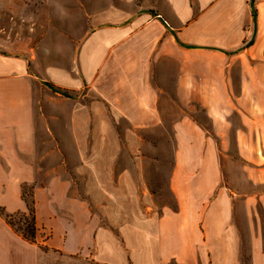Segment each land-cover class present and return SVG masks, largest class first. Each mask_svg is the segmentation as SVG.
Masks as SVG:
<instances>
[{
  "label": "crops",
  "instance_id": "crops-1",
  "mask_svg": "<svg viewBox=\"0 0 264 264\" xmlns=\"http://www.w3.org/2000/svg\"><path fill=\"white\" fill-rule=\"evenodd\" d=\"M19 3L0 0V209L24 212L33 184L36 243L0 214V264H240L224 202L203 228L180 215L216 180L214 148L264 182V0H92L70 66L65 32L37 52L22 35ZM150 166L177 211L146 203ZM247 245L264 264V241Z\"/></svg>",
  "mask_w": 264,
  "mask_h": 264
},
{
  "label": "rangeland",
  "instance_id": "rangeland-1",
  "mask_svg": "<svg viewBox=\"0 0 264 264\" xmlns=\"http://www.w3.org/2000/svg\"><path fill=\"white\" fill-rule=\"evenodd\" d=\"M18 1L20 3L17 13L24 17L29 15L31 20L29 25L31 28L33 27V30H27L22 35L24 37L33 36L35 40L33 46H35L37 52L42 51L41 47H36L37 42L40 41L39 45L49 46L48 48L51 47L53 50L55 47L51 45L57 40V33L61 32L62 34L65 32L68 51L66 65L70 66L71 56L76 51L74 42L79 33H84L86 17L92 9V0ZM110 1L114 2L117 0ZM94 8L98 9L99 7L94 5ZM2 9L5 13L11 12L5 7H2ZM42 15L45 19L46 17L47 19L49 18V21L42 20ZM35 57H37L36 53ZM57 59V57L54 58V60ZM196 119L200 122L203 121L202 116H196ZM213 154L219 161L218 176H216L214 169L211 168V173H215L214 177L216 180L205 182L204 187L196 191L189 190L187 197L182 198V200L186 202L187 207L194 205L196 211L193 214L183 213L180 215V219L185 218L186 221L193 222L195 228H203L208 222L207 219H216L218 217L214 213H208V206L218 200L219 203L224 202L226 211L219 213V218L226 221L225 225L227 223L231 225L235 229L236 236L244 241L238 257L240 264H251L250 255L252 248L247 243L253 238L264 241V182H252L250 179L245 178L244 174L251 164H248L249 161L240 156L239 151L235 149L223 150L217 147V149L214 148ZM155 168V166L148 167L145 179L142 182L147 194L146 203L152 204L153 210L160 209V207L166 205L177 211L178 206L175 199L168 190H163L165 183L159 177ZM65 175L68 178H72V191L74 194L86 197L80 178L71 171H68ZM208 185L212 186L209 190ZM22 187L25 190L26 198L29 200L33 184L22 183L20 184V190ZM204 192L206 193L205 195H203ZM24 212L27 211L25 210ZM13 216L15 223L20 221V214L14 213Z\"/></svg>",
  "mask_w": 264,
  "mask_h": 264
},
{
  "label": "trees",
  "instance_id": "trees-1",
  "mask_svg": "<svg viewBox=\"0 0 264 264\" xmlns=\"http://www.w3.org/2000/svg\"><path fill=\"white\" fill-rule=\"evenodd\" d=\"M46 84L52 89L59 91L52 84L47 83V82ZM62 93L66 94V91H62ZM29 196H30V199L28 200L26 198L25 190L22 187L21 198L24 200L26 204L27 212H17L16 213V214L21 215V219L17 223H15L13 220V217H14L13 214H6V213L4 214L2 209H0V214L4 215L6 223L10 225V227L14 229V231H16L23 240L27 241L28 243L34 244L36 243L35 216H34L33 198L31 197V193Z\"/></svg>",
  "mask_w": 264,
  "mask_h": 264
}]
</instances>
